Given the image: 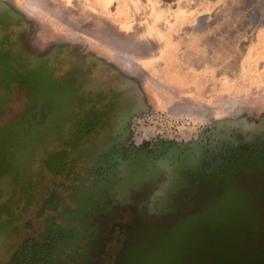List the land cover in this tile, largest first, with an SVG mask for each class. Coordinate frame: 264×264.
Instances as JSON below:
<instances>
[{"label":"rangeland","instance_id":"obj_1","mask_svg":"<svg viewBox=\"0 0 264 264\" xmlns=\"http://www.w3.org/2000/svg\"><path fill=\"white\" fill-rule=\"evenodd\" d=\"M263 51L264 0H0V264H80L81 239L51 246L49 232L88 228L97 244L111 191L157 173L158 200L177 201L233 169L234 151L264 148ZM114 108L132 111L93 149L79 129ZM190 144L201 167L174 161ZM137 154L154 162L125 172ZM226 199L248 231L239 196Z\"/></svg>","mask_w":264,"mask_h":264},{"label":"flooded vegetation","instance_id":"obj_2","mask_svg":"<svg viewBox=\"0 0 264 264\" xmlns=\"http://www.w3.org/2000/svg\"><path fill=\"white\" fill-rule=\"evenodd\" d=\"M99 111H110L108 106L103 107L100 106ZM130 112L128 108L121 109V112H118L117 109H113L112 113H116V117L114 118V122L108 123L106 120L100 121V119L95 120V117L92 118V120L89 123L83 124L81 128L79 129V133L81 134L82 138H86L87 136H91L88 142L89 146L93 149L96 147H100L106 145L110 139V135H114L116 132V129L121 127V123H123V118H125L126 113ZM97 116V115H96ZM100 123L99 129L100 131L97 132V124ZM261 121H258V126L261 124ZM95 129V130H94ZM121 134H124L123 131L120 130ZM120 139H117V141ZM117 141L114 142V144L117 143ZM264 141V138H263ZM258 144H256L255 148L252 150L250 148L248 149H240V151L232 154V157L234 158V161L232 162L233 168H235L241 161L249 159L251 161L250 165H248L245 169H240L238 171V174L234 178V184L227 188L226 193L223 194L225 197L229 195V197H234V195L239 196V200L242 202L241 207H239L238 210L243 209L245 205V211L247 212V224H248V231L244 233L237 232V222L239 221L237 217L231 218V227L229 229V232L223 237V240L227 242H234L236 248L233 246H228L229 249H232V255L234 257H246L251 263L249 264H264V148H261L260 142H259V148L257 147ZM264 145V144H263ZM239 146V145H238ZM193 147V149H196V152L193 151V154H190L187 151H180L176 153L178 156H176V160H179L182 158H186L185 160L189 161L191 165L196 163L198 167H201L203 162V154L200 160H196L194 158L198 154V146L197 144H190L188 146ZM111 148V147H110ZM93 149H91L90 154L92 153ZM208 151H214L215 148L212 147V149L206 148ZM234 149V148H233ZM110 149L105 150L100 156L99 160H101L100 164H96V167H93L91 171V174L93 175H99V173H103L105 168L102 167L103 163H107L109 159L112 158V154H109ZM182 152V153H181ZM204 153V162L206 163V169L210 168L211 163L209 164V156L208 154ZM111 155V156H110ZM174 155V154H173ZM193 155V156H192ZM149 158H145L144 156L140 155H133L129 157L128 159L122 161L123 165H126V168L124 169L125 172H134L136 171V167L138 166V163H153L154 161ZM162 159H167V157H162ZM140 161V162H139ZM182 161V160H181ZM134 162L135 165L133 164ZM200 162V163H199ZM212 162V160H211ZM121 163V162H119ZM173 163V160L171 161ZM175 163V162H174ZM128 164V165H127ZM140 165V164H139ZM95 166V165H94ZM239 166V165H238ZM232 168V167H231ZM228 166H226L222 172V175L230 170ZM259 168V169H258ZM195 173L198 174V172L202 171L200 168H195ZM258 170V171H257ZM99 172V173H97ZM154 174L148 175V179H144L139 181L136 186L133 187L132 190H129L125 195L120 196L118 194V191L120 188L116 191H111V193L103 197L102 200L103 206L100 210H97L94 215L101 216L100 224L104 228L102 234H98L97 236V244H93L91 241H93L91 232H88V223L85 228V232L81 234L77 233V236H74L70 234L69 232L61 233V232H49V236H51V240L53 241L51 243L52 245L60 244L63 242V246H65L66 242L68 240H71L72 236L78 237L81 239L80 241L83 242V245L79 248L78 251L75 250V252L79 253L81 255L80 264H138L140 261L145 260L151 250L152 247L155 246V244H160V246L165 249L168 246H171V236H159L156 238L155 242L149 243L146 245L144 249L140 246H136L134 243L139 242L138 240L132 239L129 236L120 237L118 233V228L115 225L116 222L120 221L121 219H124L125 216L130 212V207L134 203H139L141 200H145L147 204H150L152 209H156L155 213H164L169 211L172 205L177 204L180 205L182 200L185 199V193L186 191L189 192L191 190L185 189L184 193L183 191H178V188H181L180 186L175 189L176 192H172L174 198L176 199L175 193L184 194L183 197L177 201L173 200H158L162 193L158 192V189L161 187L166 186V181H161L162 177H156ZM211 177V176H209ZM164 179V178H163ZM133 182V181H131ZM130 183V182H129ZM128 183V184H129ZM126 186V185H125ZM147 188V195H143V189ZM154 189L152 191V189ZM158 188V189H157ZM245 189L247 192H245ZM136 195L135 199L132 200V198ZM207 195H205V198H207ZM189 196H191L189 194ZM243 196V197H241ZM257 199V201H256ZM137 200V201H136ZM157 201V202H156ZM181 201V202H180ZM156 202V203H154ZM126 203L129 204L126 205ZM124 204L126 205L124 207ZM160 205V206H159ZM230 207V206H229ZM114 208V209H113ZM232 208V213L234 214V207ZM113 209V210H112ZM93 210V209H92ZM129 210V212H128ZM115 212V213H114ZM92 213V212H91ZM114 213V215L112 214ZM89 218V217H88ZM87 219V221L90 219ZM239 223V222H238ZM134 224H131L130 227H133ZM122 228V227H121ZM89 234L91 237H87ZM84 240V241H83ZM65 241V242H64ZM208 241V240H207ZM69 243V242H68ZM67 243V244H68ZM204 243V241H203ZM202 243V244H203ZM66 244V245H67ZM186 248L182 247V251H180L179 254H177L175 251L173 255L174 258L171 256L169 259L170 264H177L179 259H185L183 264H194L195 261L202 255L205 254L206 249H196L194 256L195 258H190V252L187 253ZM219 252V251H218ZM73 253V252H72ZM77 255V254H76ZM162 256V255H160ZM197 264H204L203 259H199ZM209 264V262L207 263Z\"/></svg>","mask_w":264,"mask_h":264},{"label":"water","instance_id":"obj_3","mask_svg":"<svg viewBox=\"0 0 264 264\" xmlns=\"http://www.w3.org/2000/svg\"><path fill=\"white\" fill-rule=\"evenodd\" d=\"M239 170L233 168L226 171L222 176H218L216 182L207 180L204 186L196 188L191 196L186 191L185 199L180 201L181 204L172 205L169 211L164 213H155L156 209H152L145 200L132 204L125 218H120V221L115 223L120 237L129 236L138 240L139 242L134 244L144 249L149 243L155 242L159 236H171V246L163 249L159 243L155 244L147 258L138 264H170L171 256L175 257L174 251L179 254L182 247L187 249V253L190 252L192 259L195 258L196 249H206L205 254L200 256L194 264H197L199 259H203L204 264L208 262L209 264L251 263L246 257H234L232 249L228 248V246L236 248L234 242L223 240L229 232L233 215L224 194L229 185L234 184V178ZM141 180H144V177L133 179V182L122 186L118 194L125 195ZM213 183H216L219 188L215 192L212 190ZM245 192H247L246 189ZM206 194H208L207 198H205ZM131 224L134 226L130 227ZM184 261L185 259H179L177 264H183Z\"/></svg>","mask_w":264,"mask_h":264},{"label":"crops","instance_id":"obj_4","mask_svg":"<svg viewBox=\"0 0 264 264\" xmlns=\"http://www.w3.org/2000/svg\"><path fill=\"white\" fill-rule=\"evenodd\" d=\"M221 33H223V30H221L220 31ZM261 53V54H260ZM259 54H260V56L259 57H261L260 59H258L257 61V63L260 65V66H263L264 65V51L263 52H260ZM259 57H257V58H259ZM263 68V67H262ZM262 68H260V69H262ZM259 71H261V70H258L257 69V72H259ZM164 74H162V73H160V76H163ZM261 83H264V80H262V82ZM131 109V108H130ZM133 110H134V108H133ZM130 111H132V109L130 110ZM218 124L216 125L217 127H219L221 124H222V121H218L217 122Z\"/></svg>","mask_w":264,"mask_h":264},{"label":"bare ground","instance_id":"obj_5","mask_svg":"<svg viewBox=\"0 0 264 264\" xmlns=\"http://www.w3.org/2000/svg\"><path fill=\"white\" fill-rule=\"evenodd\" d=\"M248 69V68H247ZM252 78V77H251Z\"/></svg>","mask_w":264,"mask_h":264}]
</instances>
